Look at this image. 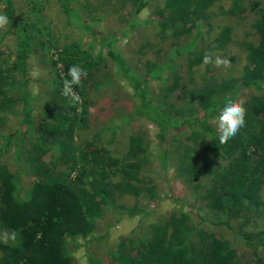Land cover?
Masks as SVG:
<instances>
[{
    "label": "trees",
    "instance_id": "trees-1",
    "mask_svg": "<svg viewBox=\"0 0 264 264\" xmlns=\"http://www.w3.org/2000/svg\"><path fill=\"white\" fill-rule=\"evenodd\" d=\"M138 1L140 7L146 5V0ZM212 1L216 0H164L162 12L159 11L161 14L166 11L161 21V36H167L169 30L171 36L190 34V40L185 46L173 47L168 58L161 63L146 61V72L139 75L116 50V35H98L77 10L75 0H57L65 25L83 29L89 26L86 31L93 34L100 46L98 53L92 55L81 46L80 41L62 46L56 45L57 38L52 40L56 61L60 63L64 77L69 79L70 67L80 65L88 73L83 81L89 80L99 64L101 50L106 49L115 64V78L125 84L133 95L134 103L129 113L109 126H103L95 139H102L106 132L110 137L114 136L141 120L157 126L156 141L147 151L142 136L133 134L129 137L126 154L115 157L94 145L93 141L78 145L71 135L68 138L56 137V134L64 135L65 126H73L72 122L77 117L73 104L64 110V115L51 117L58 124H52V128H44L42 133L36 134L30 117L35 97L27 90V81H22L19 90L23 111L27 113L23 121L25 128L2 137L0 141V230H16L20 236L15 244H5L0 240V264H70L69 241L77 236L86 237L94 231L104 208L111 206L117 192L138 196L139 183L145 177L143 172L150 156H154L160 169L166 172L172 158L169 138L182 131L188 132L177 156L178 169L185 180H206L203 191L208 206L220 211L224 218L243 217L256 211L258 191L264 183V118L258 115L264 109V95H252L246 105V126L226 144L219 143L213 117L218 115L227 97H235L239 88L264 91V7L259 9V17L252 25L255 41L244 43L246 61L243 73L236 78L221 79L186 90V97L199 104V113L181 115V118L175 116L172 114L174 105L168 101L161 104L160 100L153 99L149 87L151 80L166 84V92L180 85L177 75L167 84L169 78L164 72H176V58L190 53L196 46L201 34L199 17H207L203 12ZM4 4L8 6L6 15L9 20L6 34L16 22L10 5L7 1ZM243 10L237 0L230 8V12L239 11L241 14ZM71 22H76L78 26ZM139 23L134 19L122 34H127ZM228 32L226 27L222 28L217 41L225 43ZM44 33L48 40L54 39L47 31ZM19 61L12 63L8 70L15 68ZM4 72H0V115L7 113L12 103L9 90L4 87L9 78ZM57 83L62 85L60 78ZM75 88L80 90L81 86ZM65 116L69 121L64 123ZM27 135L31 143L25 148L24 158H21L19 146ZM199 143L212 152L211 157L206 155V159L200 160L197 151ZM13 146L16 163L11 170L3 157ZM60 164L65 167L60 168ZM24 176L29 185L25 183ZM134 212L146 215L141 209ZM142 231L139 227L138 243H134L133 237L124 238L116 250H109V262L239 264L231 244L212 232L190 224L182 211L172 213L161 223L151 224L149 237ZM243 234L249 245L264 246V231ZM88 261L94 264L89 257Z\"/></svg>",
    "mask_w": 264,
    "mask_h": 264
},
{
    "label": "rangeland",
    "instance_id": "rangeland-1",
    "mask_svg": "<svg viewBox=\"0 0 264 264\" xmlns=\"http://www.w3.org/2000/svg\"><path fill=\"white\" fill-rule=\"evenodd\" d=\"M4 1L10 5L16 25L14 24L6 34L9 24L0 30V72L8 73V83L4 87L9 90L12 99L8 112L0 115V141L2 137L11 136L25 128L23 121L27 113L23 111L19 90L22 81H27L26 88L35 97L30 117L36 134L42 133L44 128H52V124H58L51 117L64 115V110L69 104L72 105L70 100L61 94L66 78L60 63L56 61V48L52 40L56 41L57 38L56 45L62 46L72 41H80L81 46L88 49L92 55L100 50L93 34L86 31L89 26L83 29L65 25L64 15L58 8L57 0H0V14L6 15L8 6ZM234 1L236 0L212 1L203 12L207 17H199L201 34L198 43L190 53H183L176 58V72H164L169 78L167 84L174 75L178 76L180 85L175 90L166 92V84L163 85L157 80L149 81L152 98L160 100L161 104L164 103L162 101L172 103L175 108L172 114L175 116H186L201 111L195 100L186 97L187 89L221 79L236 78L243 73V63L246 61L244 43L254 42L256 39L252 25L259 17V9L264 7V2L237 0L244 9L241 14L239 11L230 12ZM138 3V0H75L77 10L87 23L94 27L95 32L98 35L103 33L106 37L116 35V50L122 53L137 74L144 75L146 61L163 62L173 47L185 46L189 42L190 34L171 36L167 30V36H161V21L166 16V11L162 14L159 11L164 0H146L143 7ZM134 19L140 23L123 35V29ZM71 23L77 25L76 22ZM224 27L229 31L228 39L221 44L217 38ZM46 31L54 39L48 40L44 33ZM206 53L218 54L221 58L229 60L230 64L227 67H214L212 64L201 67ZM18 59L20 61L15 68L8 70ZM114 72L115 64L112 58L106 49H102L92 78L83 81L80 90L74 87L81 97V102L75 105L77 117L72 122L73 126H65L64 135L56 134V137L68 138L71 135L74 143L78 145L93 141L94 145L104 152L122 157L128 149L129 137L138 134L142 136L146 150L150 149V145L156 141L157 126L147 121H135L132 127L125 128L114 136L110 137L106 132L102 139H95L103 126H109L128 114L134 103L128 87L115 78ZM58 75L62 85L57 83ZM253 94L264 95V91L239 88L234 98L246 101V107ZM258 115L264 118V109ZM67 121L69 119L65 116L64 123ZM187 132L182 131L169 138L172 158L166 172L160 169L155 157L150 156L143 172L145 177L139 183L138 196L117 192L111 206L104 208L94 231L86 237L77 236L69 241L67 247L71 255L70 264H90L88 257L94 264H111L107 252L116 250L124 238L133 237L136 244L139 227H142L143 234L149 237L151 224L161 223L178 211L186 213L190 224L205 232H212L231 244L239 264H264V246L249 245L243 234L264 231V183L258 191L259 205L255 207L256 211L252 216L248 214L243 217L224 218L220 211L210 208L206 202L203 191L206 180H185L178 169L177 156ZM24 140L19 146L21 158H24L25 148L31 143L29 135ZM14 148L10 147L3 157V161L11 170L16 163ZM197 149L201 161L206 159V155L212 156V152L201 143L197 145ZM64 167L65 165L60 164V168ZM72 175H75V172H72ZM23 179L29 185L27 177L24 176ZM136 209H141L146 215L135 213Z\"/></svg>",
    "mask_w": 264,
    "mask_h": 264
},
{
    "label": "clouds",
    "instance_id": "clouds-1",
    "mask_svg": "<svg viewBox=\"0 0 264 264\" xmlns=\"http://www.w3.org/2000/svg\"><path fill=\"white\" fill-rule=\"evenodd\" d=\"M9 23L8 17L0 14V30L7 27ZM212 64L214 67H227L230 61L221 58L218 54H205L203 57L204 65ZM88 75L87 71L80 65H73L68 71L69 79L63 81L62 95L70 100L73 105L81 102L80 95L74 90L75 86H82L83 79ZM246 101L243 99L227 97L224 106L219 109L218 115L213 117L216 130L219 133L218 139L220 144H226L230 139L234 138L242 128L246 126L247 109ZM20 233L16 230L4 229L0 232V240L8 244L17 243Z\"/></svg>",
    "mask_w": 264,
    "mask_h": 264
}]
</instances>
